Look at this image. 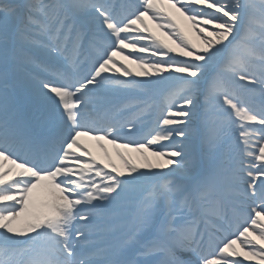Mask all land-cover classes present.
Returning <instances> with one entry per match:
<instances>
[{
  "label": "snow or ice",
  "instance_id": "1",
  "mask_svg": "<svg viewBox=\"0 0 264 264\" xmlns=\"http://www.w3.org/2000/svg\"><path fill=\"white\" fill-rule=\"evenodd\" d=\"M252 261L264 0H0V264Z\"/></svg>",
  "mask_w": 264,
  "mask_h": 264
},
{
  "label": "bare ground",
  "instance_id": "2",
  "mask_svg": "<svg viewBox=\"0 0 264 264\" xmlns=\"http://www.w3.org/2000/svg\"><path fill=\"white\" fill-rule=\"evenodd\" d=\"M158 34H160V33H158ZM85 143H88L89 146L92 147L94 154H96L97 156H100V155H101L100 150H99L98 148L95 147V142L90 141V140H85ZM109 150L111 151V146H109ZM247 263L255 264L254 261H252V262H247Z\"/></svg>",
  "mask_w": 264,
  "mask_h": 264
},
{
  "label": "rangeland",
  "instance_id": "3",
  "mask_svg": "<svg viewBox=\"0 0 264 264\" xmlns=\"http://www.w3.org/2000/svg\"><path fill=\"white\" fill-rule=\"evenodd\" d=\"M158 33H159V32H157V34H158ZM158 35H159V34H158ZM162 38L166 39V37H163V36H162ZM246 264H250V263H247V262H246Z\"/></svg>",
  "mask_w": 264,
  "mask_h": 264
}]
</instances>
